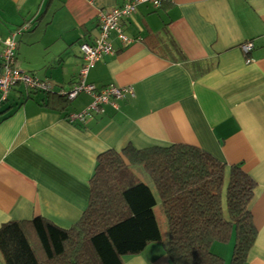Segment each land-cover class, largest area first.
<instances>
[{"label": "crops", "instance_id": "0c3cea01", "mask_svg": "<svg viewBox=\"0 0 264 264\" xmlns=\"http://www.w3.org/2000/svg\"><path fill=\"white\" fill-rule=\"evenodd\" d=\"M127 1L0 0L1 41L31 15L45 23L44 33L22 37L15 67L52 88L40 93L19 84L0 103V226L39 217L69 229L87 207L101 154L128 145L188 144L227 166H241L254 182L249 210L257 234L244 264H264V0L139 6L123 25L133 42L114 40V54L102 57L86 78L97 89L113 85L133 96L71 124L68 117L91 102L85 94L60 97L77 84L79 45L98 36L100 13ZM245 43L252 45L246 56ZM232 247L231 239L210 251L229 264ZM122 264L172 263L155 243Z\"/></svg>", "mask_w": 264, "mask_h": 264}, {"label": "trees", "instance_id": "16d2710c", "mask_svg": "<svg viewBox=\"0 0 264 264\" xmlns=\"http://www.w3.org/2000/svg\"><path fill=\"white\" fill-rule=\"evenodd\" d=\"M89 186L87 207L69 229L39 217L1 225V264H122L155 243L172 264H224L210 249L231 239L229 264H244L256 238L249 210L254 182L241 166H227L197 146L107 151L97 158Z\"/></svg>", "mask_w": 264, "mask_h": 264}, {"label": "built area", "instance_id": "2783aa9c", "mask_svg": "<svg viewBox=\"0 0 264 264\" xmlns=\"http://www.w3.org/2000/svg\"><path fill=\"white\" fill-rule=\"evenodd\" d=\"M161 0H128L120 7L98 15L99 33L92 44L83 43L80 46V53L83 58V66L78 75L77 84L67 93H60L67 100H73L79 94H86L91 98V103L86 109L78 114L68 117L69 123H83L90 114H102L105 105L115 107L117 101L123 100L126 96H133L131 89L117 88L113 85L97 89L93 85L86 83L89 70L101 60L102 57L114 54L113 42L117 40L122 45H128L133 39L124 34L123 25L135 14L136 9L142 5H151L159 8ZM2 50L0 52V103L7 100L10 93L22 84L25 89L40 93H50L52 88L47 82L39 81L32 75H28L15 67L16 43L15 34L7 40L1 41ZM252 49L250 43L241 45L243 53H249Z\"/></svg>", "mask_w": 264, "mask_h": 264}, {"label": "rangeland", "instance_id": "374dc122", "mask_svg": "<svg viewBox=\"0 0 264 264\" xmlns=\"http://www.w3.org/2000/svg\"><path fill=\"white\" fill-rule=\"evenodd\" d=\"M37 16L31 15L30 17H28L27 21L25 23H23L24 26H26V25L29 26V30L28 31H22L21 30L24 27L23 25L21 26L22 28L20 27V25L22 23L14 24L15 28H14L13 31H14V33H18V35L15 38V43H16V52H15V54H17V46L19 45V43H20V41H21V39H22V37L24 35H28V34H32V33H44V31H45L44 24L45 23L37 22ZM17 26L20 27V28H17ZM142 171H143L142 169L138 168V169H136V174H138L139 178L143 182H145L146 184H148L150 186L151 182H150L148 176L146 174H144ZM154 213H155V217H156L157 224L159 226L161 235L164 238V240H163V242H164L165 238H166V235H167V229H166V222H165V220L163 218V215H162V213L160 211L159 206L154 208ZM223 247H225V246H223ZM228 261H229V259H228Z\"/></svg>", "mask_w": 264, "mask_h": 264}, {"label": "bare ground", "instance_id": "6f19581e", "mask_svg": "<svg viewBox=\"0 0 264 264\" xmlns=\"http://www.w3.org/2000/svg\"><path fill=\"white\" fill-rule=\"evenodd\" d=\"M13 34H15V38H16V36L18 35V33H12V35H13ZM10 37H11V36H10ZM10 37H9V38H10ZM9 38H8V39H9ZM0 40H1V39H0ZM6 40H7V39H6ZM3 41H4V40H3ZM87 44H88V43H87ZM248 54H249V53H246V54L243 53V55H245V56L248 55ZM18 85H19V84H18ZM18 85H17V86H18ZM62 97H64V96H62ZM64 98H66V97H64ZM66 100H67V99H66ZM68 101H69V100H68ZM70 101H71V100H70Z\"/></svg>", "mask_w": 264, "mask_h": 264}]
</instances>
